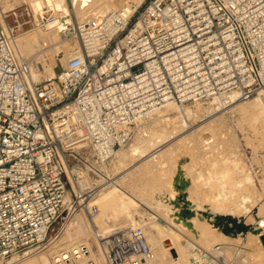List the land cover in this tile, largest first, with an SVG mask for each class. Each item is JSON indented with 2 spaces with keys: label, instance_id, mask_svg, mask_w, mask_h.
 <instances>
[{
  "label": "built area",
  "instance_id": "built-area-1",
  "mask_svg": "<svg viewBox=\"0 0 264 264\" xmlns=\"http://www.w3.org/2000/svg\"><path fill=\"white\" fill-rule=\"evenodd\" d=\"M65 35L80 48L35 82L0 20V261L41 251L73 199L98 195L83 174L101 176L168 102L264 96V0H124L103 16L73 15ZM100 240L104 264H159L142 227ZM63 260L98 264L85 243Z\"/></svg>",
  "mask_w": 264,
  "mask_h": 264
},
{
  "label": "bare ground",
  "instance_id": "bare-ground-1",
  "mask_svg": "<svg viewBox=\"0 0 264 264\" xmlns=\"http://www.w3.org/2000/svg\"><path fill=\"white\" fill-rule=\"evenodd\" d=\"M5 1L9 3L11 0ZM25 1L28 2L25 6L27 11H23L26 16L32 17V20L26 23H31L32 28L18 33L17 36L14 34L12 44L20 61L30 63V78L35 82L56 77L60 70L59 62L65 65L70 55L74 56L80 48L75 38L76 43H69V38L65 35L73 25V15L79 21L96 18L124 3V0H72V6H69L68 0ZM11 5L6 7L10 9ZM47 12H51L55 20L48 23L45 29L35 27L32 23L37 22L38 17L45 16ZM50 52L56 55L55 65L43 59L44 55H50ZM35 61H38L37 64H43L38 66ZM220 98L225 99L227 103L231 99L228 106L232 107L225 114L217 115L222 106ZM247 100L249 101L239 99L237 94H233L216 97L209 107H204L203 101L196 103L194 107L188 106L189 103L168 102L148 119L141 121L137 140L128 147L115 151L112 158L115 171H112L118 172V175L115 174L116 180L112 179L113 182L110 181L111 177L109 180L106 178V182L102 184H116L130 173L129 177L134 178L137 183L135 190L139 191L143 198L154 201V208L168 220L170 226L158 220H149L143 214L137 219L130 205H136L135 201L130 202L123 198L120 205L119 191L117 193L102 187L100 200H94L97 195L88 202L83 201V209L80 212L78 209L73 210L71 218L51 239L48 249L46 246L30 255L14 256L8 264H58L57 257L61 258V264H66L63 256L74 253L81 243L88 245L91 257L98 264H104L100 240L103 233L100 230L107 229L111 220L113 223L121 218L132 227H148L147 239L154 254V261L159 264H213L219 257L227 264H264V246L260 239V235L264 233V218L258 217L264 212H261L264 208L249 206L257 197L255 180H252L254 177L246 170L243 160L225 157L228 148L226 145L229 149L231 147L227 141L230 135H233L228 116L237 117V122L240 123L238 125L241 126L248 122L255 131H259L258 124L264 128V96L259 95ZM227 113L230 115L227 116ZM201 116L204 118L203 124L174 140V135L185 128L187 119L196 120ZM106 164H101L100 168L107 171ZM132 167L133 170L124 175V172ZM82 184L91 185L90 177L86 176ZM242 186L245 187L241 189ZM244 202H249L247 206L251 209L250 213L244 209ZM90 211L92 215H89ZM241 213L246 217L253 214L255 220L259 218L253 229L247 233L246 242L242 234H227L220 227V223L233 225L232 223L240 221ZM94 214L97 216L94 217ZM108 216L112 217L108 220ZM96 219L99 220V229L95 228ZM73 226L84 228L85 233L80 238H72L69 229ZM203 247L207 248L211 255L206 254ZM212 257L215 258L211 259Z\"/></svg>",
  "mask_w": 264,
  "mask_h": 264
},
{
  "label": "rangeland",
  "instance_id": "rangeland-1",
  "mask_svg": "<svg viewBox=\"0 0 264 264\" xmlns=\"http://www.w3.org/2000/svg\"><path fill=\"white\" fill-rule=\"evenodd\" d=\"M7 1H10V0H7ZM12 1V0H11ZM6 2L5 0H0V11H1V15H0V20L1 22L3 23V27L5 28V30H7L8 32L11 33V37L15 34L16 36L18 35V33H23L29 29L32 28L31 26V23H26L28 22L29 20H32V17L30 18V16L28 17V15L26 16V12L27 11V8H25V6L28 5V2L27 1H19V0H13L12 2ZM19 1V2H18ZM121 2V1H120ZM7 3V4H6ZM18 3V4H17ZM4 4V5H3ZM6 4V5H5ZM8 4H12L14 5V7L12 8V5L9 6L11 7V11L8 7ZM23 6H20L22 5ZM7 6V7H6ZM6 7V8H4ZM13 9V10H12ZM15 9V10H14ZM25 10V11H23ZM4 11V12H3ZM10 11V12H9ZM20 12V13H19ZM13 13H17V17L13 15ZM54 13V12H53ZM3 14V15H2ZM23 14V15H22ZM55 14V13H54ZM49 15H52V13H48L47 16ZM56 15V14H55ZM44 16V15H43ZM41 16V17H43ZM47 16L45 15V18H47ZM54 16V15H52ZM57 16V15H56ZM40 16L38 17V21L37 22H33L32 24L35 25V27H40V28H43L45 29L46 26H44V23L45 22V19L41 18ZM30 18V19H29ZM38 25H36V24ZM5 24V25H4ZM29 26V27H28ZM8 27V29H7ZM12 27L15 28L14 30V33L12 34ZM18 31V32H17ZM16 32V33H15ZM64 37V36H63ZM69 38V40H67L69 43H73L75 42L74 39H70L71 37L70 36H67ZM14 39V36L12 37ZM66 38V37H64ZM76 43V42H75ZM74 44V43H73ZM47 54V53H46ZM44 55L43 59L45 60V62L49 63V64H56L57 61H56V55L54 56L51 52H50V55L47 54V55ZM70 58H71V55H70ZM69 58V59H70ZM38 61H35V63L37 64ZM68 62V61H67ZM45 63V65L47 64ZM43 63H40V64H37L38 66L42 65ZM67 64V63H66ZM65 65H62V63L59 62V67L60 69H63ZM36 65V66H37ZM48 65V64H47ZM38 70H41V68ZM41 72V71H40ZM46 80V79H45ZM47 80H51L50 78H48ZM42 81V80H40ZM214 99L212 100H207V101H196V102H191L189 104H187L188 106H192L194 107L196 103L198 102H202L203 103V106L204 107H209L210 103L213 101ZM221 102H222V106H220L219 110L217 111V115L219 114H225L226 112H228V110L232 107V106H228L229 105V102L231 101V99L228 100V103L226 102L225 99H222L220 98ZM253 100V99H252ZM246 101H249V100H246ZM179 107H184V106H179ZM215 115V116H217ZM227 116L230 115V113H227L226 114ZM260 116V117H259ZM258 118L260 119L261 118V115H259ZM228 120H229V124H231V127H232V136L230 135V138L227 142H229L228 144L231 146L230 149H229V146L226 145V148L227 149V152H226V155L228 156H225L226 159L228 158H231V159H240L242 162H243V165H245L246 167V170L248 171V173L253 176L254 178H252V180L254 179L255 180V185L254 186V189L257 191L256 192V196L254 199H253V202L252 203H249V202H244V205L246 206V210H248V213H250L251 209L249 208L250 207H259V208H264L263 204H264V128H262V125L261 124H258L257 126L259 127V131H255L252 129V127L250 126L251 124H249L248 122H245L243 123V125H238L240 124L237 119V117H233L231 118L230 116H228ZM203 116L197 118L196 120L195 119H187V122L185 124V128L181 131V132H178L177 134L174 135L175 139L176 140L177 138H180L182 136H184L185 134L187 133H190L191 131H193L194 129H196L198 126H200L201 124H203ZM263 120V119H261ZM260 120V121H261ZM142 123V122H140ZM138 123V126L136 128V135H135V138L132 142H134L135 140H137L136 137H138V134H139V127L142 125ZM246 124V125H245ZM247 126V127H246ZM261 127V128H260ZM138 132V133H137ZM235 136V138H234ZM231 139V140H230ZM234 139V140H233ZM235 141V143H234ZM237 141V142H236ZM232 144V145H231ZM234 144V145H233ZM234 147V148H233ZM213 148L216 149V146H214ZM233 148V150L231 149ZM236 148V149H235ZM232 150V151H231ZM237 150V151H236ZM229 151V152H228ZM234 152V153H233ZM236 154V156H235ZM84 155L87 156L90 160V162L94 163L95 161V158H93L92 156V151L91 150H88L86 149L84 151ZM112 162V163H111ZM109 163V164H108ZM113 159H110L108 162H107V166H106V169H103L102 171V174L101 176H96L95 174H83V176H89L90 177V180L92 182V184H94V186H98L99 187V193H98V196L94 199V200H100L99 198V194L101 193L102 191V187H107V189L109 190H114L118 193L119 191V195L121 196L120 197V201H119V204L121 203L122 204V200L121 199H126L127 201H135L137 204L133 205L131 204L130 202V208H131V211L133 212V214L135 215V217L137 219H139L141 216L140 215H144L147 217V219L149 220H158L159 222H161L162 224L164 225H168L170 226L169 222L167 219H165V217L159 213L158 210H156V208H154V201L152 199H145L143 198L139 191H136L135 190V186H137V183L134 182V178L132 179L131 177H129L130 173L132 170H133V167L130 168L129 170L125 171L124 172V175L129 173L128 176H126L124 178V180H121L120 182L118 181L116 184L115 183H111L110 185L109 184H105L103 185L102 182H106V178L111 182H113V180H116L114 179V177L116 178L115 174L118 175V172H114L115 171L113 168H114V165H113ZM221 165H222V162H221ZM224 166V165H223ZM113 170V171H112ZM107 172V173H106ZM109 173V174H108ZM110 173H111V176H110ZM110 176V177H109ZM123 176V174H122ZM103 177L105 178L104 180H101V178L103 179ZM118 177V176H117ZM113 179V180H112ZM252 180H248V182H251ZM122 182V183H121ZM121 183V184H120ZM136 184V185H135ZM108 185V186H107ZM119 185V186H118ZM133 187V188H132ZM245 186H242L241 189H243ZM118 189V190H117ZM127 189V190H126ZM123 190V191H122ZM137 193H139L138 195L140 196H137ZM127 195V196H126ZM133 198V199H132ZM142 198V199H141ZM123 199V200H124ZM149 200V201H147ZM88 202V201H87ZM259 202V203H258ZM83 202H77L76 199H73V204L75 205V209H78V211L80 212L81 209H83V205H82ZM128 203V204H129ZM152 203V205H151ZM249 203V206H247ZM120 204V205H121ZM251 204V205H250ZM99 205L97 204V207ZM261 208V209H262ZM98 209L100 210V208L98 207ZM264 211L261 210V212ZM99 212V211H98ZM83 213L85 214V211H83ZM264 212L260 213L261 215H258V217H261V218H264ZM98 214V213H97ZM97 214H94V217L97 216ZM72 212H68L67 210L59 217V219L55 222V224L52 226L51 230L49 231V234H48V239H47V242H46V249H48L51 245V239H53V237L55 235L58 234V232L62 229V227L64 226L65 222L71 218L72 216ZM87 216V215H86ZM110 216V215H109ZM107 217L108 220L112 217ZM119 217H122V215H119ZM239 219L240 221L238 222H235V223H238L239 225L241 226H245L243 229H240L238 227H234V224L235 223H232L233 225H229V224H224L223 223H220V227H222L224 229V231L227 233V234H230V233H233L234 235H238V234H242V238L244 239V241L246 242L247 241V233L249 231H251L254 227V223L257 221V218L255 220L253 214L250 216V217H246L244 216L242 213L239 215ZM101 219V218H99ZM97 220V219H96ZM94 220V223H95V228L96 229H99V220ZM253 220V221H252ZM113 220H111V222L109 224V226H111L109 228L108 226V230L105 228L104 230H100L103 235H106V234H109L112 230L114 229H118V228H121V229H124V228H129V227H132L129 223H127L125 220H123L121 218V220L117 221L115 220L113 223H112ZM125 221V222H124ZM233 221V220H231ZM115 222H119V223H115ZM121 222V223H120ZM227 223V222H226ZM117 224V225H116ZM125 225V226H124ZM127 225V226H126ZM137 227H142V226H137ZM226 227V228H225ZM78 228V229H77ZM147 228L148 227H143V229L145 230V232L147 233ZM83 232H81V231ZM105 231V232H104ZM107 231V232H106ZM85 233L84 232V228L82 229V227H79V226H73L72 228L69 229V234L72 238L74 239H77V238H80L81 235ZM84 242V241H83ZM45 249V250H46ZM203 249H205L206 251V254H209L211 255L210 251H207L208 249L203 247ZM14 256H25V255H14ZM10 257L8 258L7 260H4V261H0V263L2 264H8L9 261L14 257ZM215 258V257H214ZM213 257L211 259H214ZM213 264H227L224 259L222 257H219L217 258V260H215V262Z\"/></svg>",
  "mask_w": 264,
  "mask_h": 264
},
{
  "label": "water",
  "instance_id": "water-1",
  "mask_svg": "<svg viewBox=\"0 0 264 264\" xmlns=\"http://www.w3.org/2000/svg\"><path fill=\"white\" fill-rule=\"evenodd\" d=\"M61 70V69H60ZM60 70H59V72H60ZM233 222H234V220H233ZM235 223V222H234ZM246 226V225H245ZM245 226H241V225H239L238 223H235L234 224V227H238V228H240V229H243ZM260 239H261V241H262V244H263V246H264V233H262L261 235H260Z\"/></svg>",
  "mask_w": 264,
  "mask_h": 264
}]
</instances>
